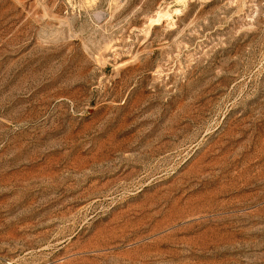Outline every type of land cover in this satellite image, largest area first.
<instances>
[{"label": "rangeland", "instance_id": "obj_1", "mask_svg": "<svg viewBox=\"0 0 264 264\" xmlns=\"http://www.w3.org/2000/svg\"><path fill=\"white\" fill-rule=\"evenodd\" d=\"M0 264H264V0H0Z\"/></svg>", "mask_w": 264, "mask_h": 264}]
</instances>
